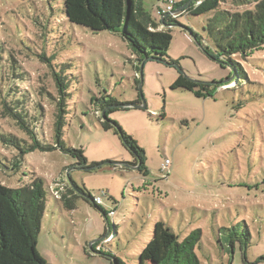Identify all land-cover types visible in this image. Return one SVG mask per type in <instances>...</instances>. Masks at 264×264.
I'll use <instances>...</instances> for the list:
<instances>
[{
	"label": "rangeland",
	"instance_id": "obj_1",
	"mask_svg": "<svg viewBox=\"0 0 264 264\" xmlns=\"http://www.w3.org/2000/svg\"><path fill=\"white\" fill-rule=\"evenodd\" d=\"M164 6L161 0L141 1L152 18ZM221 8L233 12L229 3ZM205 20V15L179 17V26L170 28L167 51L178 65L146 61L139 82L140 65L127 43L107 31L92 33L69 24L61 0H0V63L13 61L21 75L14 77L6 68L0 86L25 97L28 115L39 104L37 126L52 144L57 95L50 69L37 56L52 58L69 86L62 139L83 151L87 167L104 163L86 171L58 150H37L19 162L14 148L0 144L2 185L22 188L36 177L44 182L46 210L36 251L46 264H109L107 255L99 254L105 252L136 264L156 221L171 226L179 240L201 229L196 251L201 264H255L264 257V47L232 57L240 68L234 78L231 67L203 50L214 53L203 30ZM177 67L192 80L214 84L211 97L170 89ZM139 90L145 109L119 111L110 118L143 150L146 176L136 170L139 163L132 166L133 157L119 137L101 128L100 112L91 104V98L105 94L120 103L133 102ZM1 112L0 105V133L25 139ZM165 160L171 164L161 173ZM70 180L101 204L78 199L75 210H65L52 194L60 200ZM215 223L248 229L250 238L228 252L226 233L220 241L212 233Z\"/></svg>",
	"mask_w": 264,
	"mask_h": 264
},
{
	"label": "trees",
	"instance_id": "obj_2",
	"mask_svg": "<svg viewBox=\"0 0 264 264\" xmlns=\"http://www.w3.org/2000/svg\"><path fill=\"white\" fill-rule=\"evenodd\" d=\"M61 1L66 21L69 24L82 27L92 33L107 31L121 37L131 52L136 55V62L140 67L143 61L144 63L158 61L166 65H178L176 61L167 58L168 47L172 40L170 28L179 26L178 18L187 15L206 16L203 30L213 45L214 53H211L207 47H203V50L222 66L231 67L234 71V78L237 77L240 68L232 57L237 55L247 57L264 47V0H182L174 6L173 11H177L175 16L163 13L168 0H161L165 6L164 9L156 8V18H152L143 10L142 0ZM224 3H229L233 12L222 9L221 5ZM161 26L167 29L159 30ZM37 57L50 69L57 95L54 99L56 104L52 144L42 139L41 129L37 126L41 116L39 104H34L31 115H28L27 100H24L25 97L21 96L22 94L12 91L11 86L9 88L0 86L1 115L13 122L17 131L26 138L19 140L10 134L0 133V144L3 147L14 148L18 152L19 162L26 154L37 150L40 152L58 150L76 159L75 165L80 169L86 171L101 169L104 163H94L87 167L88 163L83 156V151L68 147L63 141L69 98L68 80L62 68L56 70L53 67L52 58H46L44 54ZM10 63L9 66L0 63V73L8 68L12 76H21L18 74L19 69L16 68L15 63L13 61ZM140 67L137 70L139 78L141 77ZM177 69L178 76L170 86L172 90H182L197 98H205L211 97L214 88H217L214 84L192 80L182 69L179 67ZM141 97L142 93L139 90L137 100L120 103L105 94L99 98H91V104L100 112L101 120L102 112H104L105 120L100 123L101 128L104 131L111 130L119 137L125 150L133 157L132 166L139 163L136 170L146 176L148 170L144 165L143 150L110 118V115L116 112L136 109L128 105H140ZM67 177L70 179L69 174ZM52 196L58 204L60 203L65 210L69 211L76 209L78 199L97 207L91 194L84 187L79 188L71 180L67 193H64L60 200L55 195L52 194ZM45 210L46 192L42 179L36 177L30 184L17 189L8 188L0 183V264H46L36 251L37 237L41 230ZM100 210L105 216L109 214ZM106 222L109 226V222L107 220ZM222 232L226 233L228 252L234 248L236 242H239L241 246L250 238L248 229L240 230L236 226L226 229L215 223L212 233L214 237L217 236L218 241H220L219 235ZM179 239L171 226L163 221H156L152 228L151 238L139 253L136 264H201L196 253L200 249L201 229H194L182 240ZM89 249L93 250V245ZM99 254L107 255L109 264H125L110 253ZM243 260L245 263L244 255ZM259 263H264V257L255 264Z\"/></svg>",
	"mask_w": 264,
	"mask_h": 264
},
{
	"label": "built area",
	"instance_id": "obj_3",
	"mask_svg": "<svg viewBox=\"0 0 264 264\" xmlns=\"http://www.w3.org/2000/svg\"><path fill=\"white\" fill-rule=\"evenodd\" d=\"M175 4H176V2L174 0H168L167 4L165 6V10L163 11V13H167L169 16H175L176 13H177V11H173ZM170 164L171 163H170L169 160H165V162H164V164L162 165V168H161V173L166 172V170L169 169ZM93 202L96 205H100L101 204V199L100 198H95L93 200Z\"/></svg>",
	"mask_w": 264,
	"mask_h": 264
},
{
	"label": "water",
	"instance_id": "obj_4",
	"mask_svg": "<svg viewBox=\"0 0 264 264\" xmlns=\"http://www.w3.org/2000/svg\"><path fill=\"white\" fill-rule=\"evenodd\" d=\"M143 67H144V62L142 63L141 67H140V78H141V81L143 79ZM128 107L130 108H136V109H145L146 105H145V102L143 100V96L141 97V104L138 105V106H131V105H128ZM102 120L104 121L105 120V117H104V112H102Z\"/></svg>",
	"mask_w": 264,
	"mask_h": 264
},
{
	"label": "crops",
	"instance_id": "obj_5",
	"mask_svg": "<svg viewBox=\"0 0 264 264\" xmlns=\"http://www.w3.org/2000/svg\"><path fill=\"white\" fill-rule=\"evenodd\" d=\"M180 1H181V0H178V1H176V3H177V2H180Z\"/></svg>",
	"mask_w": 264,
	"mask_h": 264
}]
</instances>
